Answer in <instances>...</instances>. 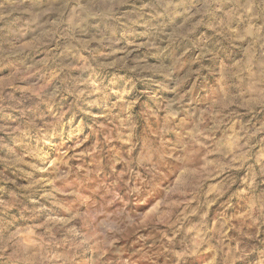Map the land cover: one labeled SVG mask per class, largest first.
Segmentation results:
<instances>
[{
    "label": "rangeland",
    "instance_id": "1",
    "mask_svg": "<svg viewBox=\"0 0 264 264\" xmlns=\"http://www.w3.org/2000/svg\"><path fill=\"white\" fill-rule=\"evenodd\" d=\"M100 2L0 0V264H264V73L237 39V0H104L120 5L119 19L97 30L101 18L88 16L73 47L72 10ZM98 33L117 42L106 47ZM76 77L114 95L81 101L61 135L56 122L73 116L75 98L45 93L71 90ZM119 96L132 117L117 136ZM161 139L157 186L125 218L109 193L124 196L117 181L151 167L128 156ZM102 144L123 158L115 171Z\"/></svg>",
    "mask_w": 264,
    "mask_h": 264
},
{
    "label": "clouds",
    "instance_id": "2",
    "mask_svg": "<svg viewBox=\"0 0 264 264\" xmlns=\"http://www.w3.org/2000/svg\"><path fill=\"white\" fill-rule=\"evenodd\" d=\"M121 2L127 3L129 2V0H121ZM171 6L172 5L169 3L161 5V7L165 9V11ZM211 6L212 5H208V7ZM145 7H151V5L142 6L139 11L143 13ZM75 8L82 9L83 15L81 12H76L75 9H73L71 14L79 19V23L73 25L70 20L67 21V23L69 24L68 35L70 36L72 41L76 42V45H73V47L84 44V41L79 39V37L85 34V28L87 27V25H85V28H81V25L85 24V20L88 16H96L101 18L100 22L92 25V27L96 28L97 30L101 28L102 23L105 19H119V16L117 14L120 11V5L107 3L104 2V0L97 4H89L87 7L77 4ZM232 9L234 10L233 15L238 14L240 18L246 21L245 27L237 37V39L246 40L249 42L248 51L251 52V56L248 57L246 62L248 64H251L252 59H256L259 70L264 73V0H243V3H240L239 0H237L236 3L232 4ZM146 14L155 19L156 16H163L165 13L159 12L154 15L153 12H148ZM142 19L143 16L141 15L138 20H129L128 22L135 24ZM257 24L259 25L258 27L256 26ZM98 35L100 42H103L106 47H111L114 43L117 42L111 36L104 33H98ZM96 39L97 37H92V40ZM67 50L71 51V48ZM87 50L93 51L92 49ZM166 50L167 49H164V51ZM248 51L245 52L246 57L248 56ZM203 54L206 53H202V55ZM182 56L183 53H181L180 56L176 57V63H179ZM98 57L99 54L94 52L90 59L95 61L97 65H99ZM87 66L91 67L90 64H88ZM74 80L76 86L71 90H69V88L67 87H61L53 89L51 93H45V96L47 97L52 94L62 95L63 93L68 92L75 98L73 101L74 107L69 109L73 112V116L69 117L68 120L65 121L63 119V114H61L59 120L56 122V127L60 129L61 135H63L64 125H71L75 113L77 111H83V108L80 107L81 101H83V103L88 106H99L100 104L107 102L108 98L114 95L111 90L107 88H100L95 84H91L90 87L81 89L80 85L85 84L86 81L80 77H76L74 78ZM134 86L135 85H133V87ZM170 90L175 91V89ZM113 108H119L121 112L127 113V117L122 122H120L119 127L112 130L117 136H120L123 129L126 126L131 125L132 113L128 108L127 102L123 100L122 96L118 97V99L113 104ZM55 131V128H53V134H55ZM71 131H73V129L69 128V132ZM130 136L131 132L127 133V135L122 138H128ZM45 143H51V141L46 140ZM164 144L165 141H163V139H161L159 146L155 148H149L148 145L145 144L140 149L138 155L128 156L127 163L129 165L132 163H136L143 167L144 162L147 161L151 165V167L145 168L144 175H141L139 173H129L127 179L121 178V180L123 181L122 184L120 181H117V184L121 186V190L124 191L123 197H118L114 192L109 193L114 198L121 199L122 215L125 218H127V210L129 209V206L134 208L138 203L142 202V200L147 199V195L150 194L149 188L152 186H157L155 185V181L161 175L158 169L162 164L165 163L167 158V153L164 151ZM105 149L106 145L102 144L100 149V154L102 157L101 163L104 164L105 161H107V166L112 167L113 171H115V164L123 162V158L117 159L115 157H110L108 153L111 151V149H107V151H105ZM154 157L156 158L155 162H153ZM70 158L71 157H69V159ZM63 162H66V160H63ZM53 171H55V169H53ZM108 203H110V201H107L102 206L103 209H107ZM117 207H120V205H118ZM99 226L103 229L105 237L110 238L108 236V232L112 225L108 222V220L105 219L100 221Z\"/></svg>",
    "mask_w": 264,
    "mask_h": 264
}]
</instances>
